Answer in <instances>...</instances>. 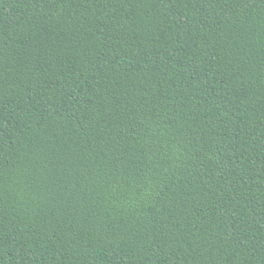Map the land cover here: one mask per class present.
<instances>
[{
    "label": "trees",
    "instance_id": "obj_1",
    "mask_svg": "<svg viewBox=\"0 0 264 264\" xmlns=\"http://www.w3.org/2000/svg\"><path fill=\"white\" fill-rule=\"evenodd\" d=\"M0 264H264V0H0Z\"/></svg>",
    "mask_w": 264,
    "mask_h": 264
}]
</instances>
